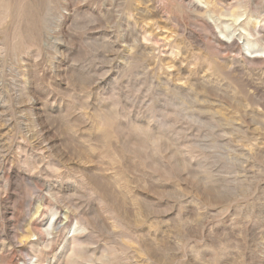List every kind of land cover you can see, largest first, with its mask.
<instances>
[{"label":"rangeland","instance_id":"1","mask_svg":"<svg viewBox=\"0 0 264 264\" xmlns=\"http://www.w3.org/2000/svg\"><path fill=\"white\" fill-rule=\"evenodd\" d=\"M189 1L0 0V264H264V0Z\"/></svg>","mask_w":264,"mask_h":264},{"label":"bare ground","instance_id":"2","mask_svg":"<svg viewBox=\"0 0 264 264\" xmlns=\"http://www.w3.org/2000/svg\"><path fill=\"white\" fill-rule=\"evenodd\" d=\"M198 1V3H202L201 2V0H197ZM213 1V0H212ZM211 0L209 1V0H205V2L203 3L206 7H208V8H210L209 9V12L211 11V12H218L219 13V15H221V16H229V17H231L232 18V21L234 22V23H237L239 20H240V16L235 12L238 8H240V4H236V5H230V6H228L227 5V7H224L222 4H220V3H218V2H220V1H218L217 2V0L216 1H214V2H212ZM244 1V0H243ZM186 2V1H185ZM189 6L191 7V8H193V10L195 11V12H201L203 9L201 8V6L199 7L198 5H196L192 0H190L189 1ZM210 6V7H209ZM259 7V6H258ZM247 9H249V8H247ZM253 11V10H252ZM206 12V11H205ZM262 13H263V11H262ZM253 14L254 15H256L254 12H253ZM261 13H258L257 15H256V18H258L259 16L260 17H262L261 15H260ZM263 15H264V13H263ZM264 17V16H263ZM263 20H264V18H263ZM262 22V21H261ZM264 22V21H263ZM258 23V22H257ZM256 23V24H257ZM264 26V25H263ZM257 27V26H256ZM252 28V27H251ZM260 29L259 30H257L255 27H253L252 29H243V31L245 32V34H246V36L247 37H249V38H252L253 40H254V42L256 43V44H259V46H261L262 48H261V50H257V51H255V52H253L254 54L252 55V57H249V58H247V60L250 62V63H254L255 61H258V60H260V59H262L263 58V56H264V35H262L261 34V30L263 29V28H261V27H259ZM216 39V38H215ZM232 40V37H228V39L227 40H225V41H222V40H220V39H217V44H219V46L218 47H225V52L227 53V51H232V49H233V47L235 46V44H234V40H232L230 43H228L229 42V40ZM227 41V42H226ZM215 43V42H214ZM216 45V44H215ZM263 49V50H262ZM221 50V49H220ZM238 51V50H237ZM232 53V52H231ZM225 55V54H224ZM262 71V70H261ZM58 211V210H57ZM55 212V211H54ZM56 228V227H55ZM54 228V229H55ZM56 230V229H55ZM42 234V233H41ZM39 235H40V233H39ZM49 235V234H48ZM48 237V236H47ZM74 238V237H73ZM42 241V240H41ZM50 241V240H49ZM76 244V243H75ZM33 246V245H32ZM37 246V245H36ZM52 247V246H51ZM34 248V247H33ZM72 256H75V251H73L72 250ZM75 253V254H74ZM71 256V257H72ZM71 257H69V259L71 258ZM72 259V258H71ZM73 260V259H72Z\"/></svg>","mask_w":264,"mask_h":264}]
</instances>
